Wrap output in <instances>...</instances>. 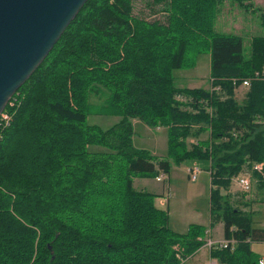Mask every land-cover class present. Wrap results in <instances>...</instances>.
<instances>
[{"label":"trees","instance_id":"1","mask_svg":"<svg viewBox=\"0 0 264 264\" xmlns=\"http://www.w3.org/2000/svg\"><path fill=\"white\" fill-rule=\"evenodd\" d=\"M224 1L142 0L155 16L146 18L135 0H87L0 115V264H181L207 230L173 232L156 196L132 184L167 176L170 160L208 164L210 227L222 224L228 241L209 258L258 264L251 243L264 230L228 189L247 168L264 195V79H252L264 68V36L246 54L240 36L215 31ZM229 1L256 12L254 0ZM259 20L264 28V13ZM205 52L212 91L176 87L172 72ZM90 114L119 121L103 130ZM131 120L167 129L166 157L134 147Z\"/></svg>","mask_w":264,"mask_h":264},{"label":"rangeland","instance_id":"2","mask_svg":"<svg viewBox=\"0 0 264 264\" xmlns=\"http://www.w3.org/2000/svg\"><path fill=\"white\" fill-rule=\"evenodd\" d=\"M252 8L242 9L229 0H225L218 6V12L214 21V29L224 34H235L242 38L243 48L246 54L249 53L250 39L254 36H264V28L260 25L259 15L264 13V0L252 1ZM150 10L143 6L142 0H135L133 13L140 12L146 18L150 16ZM210 57L209 53H200L196 56L195 65L190 69H178L172 72L174 85L178 88L209 89L210 78ZM247 87L239 86L235 90L234 98L241 104L244 98V91ZM101 99L90 98V103L99 104ZM119 118L115 116H102L90 114L87 116V123L95 125L103 130L118 123ZM133 145L137 149L147 150L157 157L167 155V129L165 127L150 128L142 123L133 125ZM204 133L196 138H188L187 144H195L207 138ZM170 171L161 181L149 178H133L132 184L135 190H143L152 194H159L161 207L167 215V225L170 230L178 234H184L189 226L196 225L204 227L205 245L198 249L191 257L181 261V264H216L208 257V241L219 243L223 239L222 224H214L210 227L209 220V176L207 173L208 164L204 161L184 160L175 162L170 160ZM200 169L195 181H191L187 170L191 167ZM245 174L251 180V190L247 193L240 190L234 182L228 189L232 205L235 208L246 211L256 229L264 230V195L256 188L251 171L244 169L239 175ZM238 175V176H239ZM236 178V177H235ZM142 179H146L143 181ZM157 197V196H156ZM156 199V198H155ZM155 202V201H154ZM155 205V204H154ZM223 241V240H222ZM252 251L259 257H264V241L251 243Z\"/></svg>","mask_w":264,"mask_h":264},{"label":"water","instance_id":"3","mask_svg":"<svg viewBox=\"0 0 264 264\" xmlns=\"http://www.w3.org/2000/svg\"><path fill=\"white\" fill-rule=\"evenodd\" d=\"M87 0H0V115Z\"/></svg>","mask_w":264,"mask_h":264},{"label":"built area","instance_id":"4","mask_svg":"<svg viewBox=\"0 0 264 264\" xmlns=\"http://www.w3.org/2000/svg\"><path fill=\"white\" fill-rule=\"evenodd\" d=\"M252 79H264V68L260 72H255L252 76ZM249 82H250V80L245 79L241 82V86L248 88ZM209 89L212 91V88H209ZM214 90L217 91V88H214ZM261 168H262V164L257 163V164H253L251 169L255 170V171H259V170H261ZM199 172H200V169H198L195 166H193L187 170V173L189 174V178L191 181L196 180ZM163 178H164V176L160 175L159 177L156 178V181H161ZM234 182L237 184V186L240 188V190L245 192V193H247L251 190V180L245 174L239 175L236 178H234ZM229 243H233V241H229ZM227 244H228V241H225V240H223L219 243H214L211 241H208L206 243V245L208 246L209 249L214 245H217L220 248H225L227 246ZM258 264H264V259H259Z\"/></svg>","mask_w":264,"mask_h":264},{"label":"crops","instance_id":"5","mask_svg":"<svg viewBox=\"0 0 264 264\" xmlns=\"http://www.w3.org/2000/svg\"><path fill=\"white\" fill-rule=\"evenodd\" d=\"M246 91V90H245ZM245 91L243 92L244 94H245ZM131 123H132V126L135 124V123H140L139 121H137V120H131ZM143 181H145L146 179H142ZM157 182H159V181H157ZM133 185H134V183H133ZM155 196H157L156 197V199L154 200L155 202H154V204H155V206L158 208V209H162L161 207H163L161 204H160V198H158V196H159V194H154ZM244 211V210H243ZM222 240H224V239H222ZM222 240H219V241H222ZM203 248V247H202ZM208 257H209V255H208ZM260 259H264V257H259ZM210 260H212V259H210ZM213 261H215V260H213ZM215 263L216 264H218L216 261H215Z\"/></svg>","mask_w":264,"mask_h":264}]
</instances>
